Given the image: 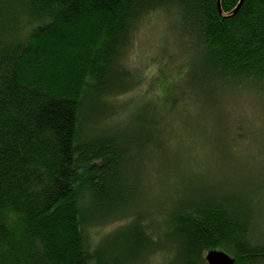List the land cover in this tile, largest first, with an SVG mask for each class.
<instances>
[{
    "label": "trees",
    "instance_id": "1",
    "mask_svg": "<svg viewBox=\"0 0 264 264\" xmlns=\"http://www.w3.org/2000/svg\"><path fill=\"white\" fill-rule=\"evenodd\" d=\"M218 157L264 164V0H0V264H264Z\"/></svg>",
    "mask_w": 264,
    "mask_h": 264
},
{
    "label": "rangeland",
    "instance_id": "2",
    "mask_svg": "<svg viewBox=\"0 0 264 264\" xmlns=\"http://www.w3.org/2000/svg\"><path fill=\"white\" fill-rule=\"evenodd\" d=\"M139 54L142 55V56L139 58V60L137 58V61L141 65V68H142L146 61L147 62H150V61H148L149 58H148L147 55H145V53H143V51L140 50ZM149 55L151 56L150 53H149ZM151 72L157 73V71H154V70L151 71ZM151 72H149L150 75H151L150 78H152V76H153ZM150 78H149V83L152 82L150 80ZM144 86H146V84ZM144 86H142L139 90H142L144 88ZM238 108H242V107H238ZM242 111H243V116L249 118L250 120L253 119L252 112H250V109L248 110V108L247 109L246 108H242ZM237 144H238V142H237ZM215 162H216V165H220L221 167H231L230 168L231 170L229 168H222L223 169L222 173L224 175L229 176V178H232L233 180H238V179H236V175L233 172L241 173V174H243L245 176V178L247 179L248 183L251 184V187H254V188L258 187V186L262 187V186L259 185V183L264 181V179L261 178V176L263 174V173H261V170L264 172V169H260L259 165H264L263 163L259 164L258 166L254 165V166H249L248 167L246 165H243L241 160H239V159L237 160L234 157H232V158L218 157V158H216ZM137 167L138 166L135 165V169L133 170V172H130V174H128V173H126V174L129 177L127 185H129L130 187L129 186L128 187L131 188L130 190H132V192H130L131 196H132L131 198L132 199L134 198V200L139 201V199H140L139 198L140 197V187L142 188V184L145 185V183L142 180V176L140 178V173L136 170ZM152 168H155V166H153ZM255 168H257V169L259 168L260 170H257ZM217 169H219V167H217ZM184 180H187V178L185 177ZM250 180H251V182H249ZM157 181H158V177L154 176L152 182H150V185L155 187L156 184L158 183ZM183 184H187V182L183 183ZM180 188L182 190L183 186H180ZM185 188H186V186H185ZM263 189H264V186H263ZM177 191H179V189H177ZM263 197H264V191H263ZM259 208H260V213H259L260 219L258 221L259 222L258 225L260 226L261 231L264 232V199L263 198H262V201L259 203Z\"/></svg>",
    "mask_w": 264,
    "mask_h": 264
},
{
    "label": "water",
    "instance_id": "3",
    "mask_svg": "<svg viewBox=\"0 0 264 264\" xmlns=\"http://www.w3.org/2000/svg\"><path fill=\"white\" fill-rule=\"evenodd\" d=\"M219 11V6H217ZM207 264H234V259L220 251H208L205 254Z\"/></svg>",
    "mask_w": 264,
    "mask_h": 264
}]
</instances>
